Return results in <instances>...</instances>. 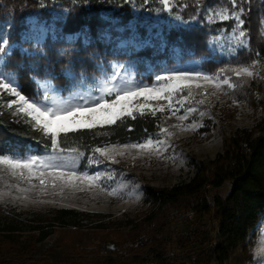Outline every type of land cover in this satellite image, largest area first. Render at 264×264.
I'll list each match as a JSON object with an SVG mask.
<instances>
[{
  "label": "rangeland",
  "instance_id": "obj_1",
  "mask_svg": "<svg viewBox=\"0 0 264 264\" xmlns=\"http://www.w3.org/2000/svg\"><path fill=\"white\" fill-rule=\"evenodd\" d=\"M44 3V9L30 10L26 15L18 12L14 14L8 10L0 13V35L10 38L12 62H18L25 69L19 73L18 82L26 95L33 93L36 87L31 80L34 73L27 71L29 66L40 72L54 73L71 68L76 73L84 74L86 84H91L100 76L101 70L107 69L111 63L129 60L135 62L134 72L146 83H152L155 74L162 67L214 71L221 67L239 65L248 67L254 75L240 78L232 76L236 87L229 89L223 86V90L216 95L209 94L204 104L196 103L201 96H196L191 103L185 102L184 107L191 106L197 110L184 121L178 119V116L183 115L184 108H180L176 116H171V113L163 114L170 116L164 122L165 127L182 125L180 128L170 127L172 134L167 137V145L171 147L166 151L162 148L160 153L150 154L130 149L124 157H117L119 163L110 164L107 168L104 164L99 165L98 169L106 176L111 173L112 178L105 179L103 183L108 191L117 190L115 196H109L98 188L85 191L65 189L62 193L49 189L46 195H41L38 188L22 192L6 187V184H17L16 178L4 177L0 180V193L7 194L0 198V210L45 212L66 207L83 211L89 216L82 227L51 229L50 235L44 241L36 243L28 254H23L21 260L14 254L15 248L9 247L6 252H0V261L8 264H157L153 255L155 252L151 251L149 245L143 244L150 241L145 227L154 228L151 237L157 245L153 249L162 252L164 257H185L186 253L180 249L179 237L185 230L183 224L179 221L171 227H163L162 221L154 217V209L143 201L144 187L170 186L188 180L201 161L212 160L222 152L225 137L239 129L246 128L256 132L261 128L264 122V50H259V53L254 51L255 54H252L247 31L244 38L246 49H241L237 42L238 34L232 31V19L225 21L226 24L221 28L206 30V52H195L186 47L178 37L167 38L152 31L147 36H140L119 24L99 30L96 37L101 46L89 48L85 46L93 43L96 38L90 35L87 26L74 32H66L63 25L68 9L61 0H44ZM175 3L174 8L180 9L179 0H175ZM29 4L25 3L27 7ZM220 9L226 10V14L233 10L226 6L204 7L198 9L189 22L200 26L220 22L215 17L212 23L207 22V16ZM259 23V35L264 38V15L260 17ZM217 29L222 31L218 32ZM83 33L88 35L87 43L84 42ZM41 36V43L36 45L35 38ZM28 38L32 39L29 41ZM160 38L166 41L163 50L157 47ZM149 39L152 47L133 51L128 46L130 41ZM40 48H43L42 53L38 51ZM81 49L88 53H80ZM65 82L63 77L56 81L62 86ZM208 91L211 93L215 90ZM1 105L7 110L4 104ZM151 105L159 107L156 101H152ZM157 115L161 123L162 114L158 112ZM189 124H194L195 127H187ZM26 149L19 150L23 152ZM31 151L43 154V150H36L34 147H31ZM90 154L91 152L85 153L86 156ZM82 165L83 160L80 166ZM96 167L88 170L91 172ZM28 187L29 185L20 183V188ZM227 189L228 185H223L218 189H210V194L224 195ZM203 221L210 232L212 245L216 240L217 221L212 216L204 217ZM36 237L24 233L19 239L23 244H30ZM249 242L233 264H239L238 260L243 261V264H264V220L256 225Z\"/></svg>",
  "mask_w": 264,
  "mask_h": 264
},
{
  "label": "trees",
  "instance_id": "obj_2",
  "mask_svg": "<svg viewBox=\"0 0 264 264\" xmlns=\"http://www.w3.org/2000/svg\"><path fill=\"white\" fill-rule=\"evenodd\" d=\"M26 2L30 3L28 7ZM61 2L68 9L63 25L65 31L74 32L87 26L90 35L96 38L85 47L101 46L96 37L97 32L107 26L119 24L140 36H147L152 31L167 38L178 37L186 47L197 53L207 51L206 30L221 28L226 23L220 21L200 26L190 23L189 19L204 7L232 8L231 0H179L181 8H173L172 13L156 12L161 7L158 0H131V3L128 0ZM44 5V0H0V13L8 10L14 14L18 12L26 15L33 10L44 9ZM238 7L245 9L241 18L245 20L250 50L252 54H255L254 51L259 53V50H264V38L259 35L264 0H248ZM81 52L88 53L83 49ZM21 79L24 83L22 77ZM17 119L0 103V148L24 150L30 146L43 150V144L33 138L39 134L29 131L23 122L16 123ZM160 120L157 115L105 126L99 131L107 130V134L96 135L95 140L93 132L89 130L70 133L66 144L79 147L80 151L87 154L91 152V147L102 141H139L148 133L156 132ZM145 128L147 132L144 131ZM223 185H228L226 194H210V189H218ZM143 201L154 209L153 215L162 221L163 227H171L180 221L185 228L179 237L180 249L186 255L170 258L153 249L157 245L151 237L154 228L145 227L150 241L143 244L149 245L151 251L155 252L153 255L157 264H233L249 245L256 225L264 220V122L256 132L243 128L225 137L222 152L212 160L201 161L188 180L162 187L146 185ZM87 216L89 214L83 211L66 207L45 212L0 210V252L13 247L14 254L21 260L23 254H28L36 243L44 241L50 235L51 229L82 227L87 222ZM206 216H212L217 221L216 240L212 245L210 232L203 221ZM24 233L37 237L33 243L23 244L19 238ZM238 261L243 264V261ZM0 264L8 263L0 261Z\"/></svg>",
  "mask_w": 264,
  "mask_h": 264
},
{
  "label": "snow or ice",
  "instance_id": "obj_3",
  "mask_svg": "<svg viewBox=\"0 0 264 264\" xmlns=\"http://www.w3.org/2000/svg\"><path fill=\"white\" fill-rule=\"evenodd\" d=\"M128 2L131 3V0ZM247 2L248 0H231L233 10L230 14L220 9L207 16L208 23L213 22V17L220 21L234 20L232 31L238 34L237 42L241 49H246L245 20L241 19L245 9L238 5ZM158 3L161 7L157 8L156 12L172 13L176 7L175 0H158ZM28 39L30 41L32 38ZM42 39V36L35 38L36 45H39ZM83 39L85 43L88 42L87 33H83ZM165 43L166 41L160 38L158 49L163 50ZM128 46L135 51L142 47H152L153 44L151 39L133 40ZM38 51L42 53L43 48ZM12 61L10 38L0 35V103L18 117L16 123L23 122L29 131L39 134L33 138L43 144V154L32 152L30 146L23 152L19 149L0 148V180L6 176L16 178L17 184H6V187L22 192L38 188L41 195H46L49 189L62 193L65 189L85 191L93 188H98L109 196L117 195L116 189L108 191L104 186L103 181L112 177L111 173L106 176L99 170V165L104 164L107 168L110 164L119 163L117 157H124L130 149L147 151L150 154L160 153L162 148L166 151L171 147L167 145V137L172 134L170 127L180 128L182 125L165 127L164 122L170 119V116L163 114L171 113V116H176L180 108H184L183 115L178 116L180 121H184L197 110L191 106L184 107L185 102L191 103L196 96H201L196 103L204 104L209 94L216 95L223 90V86L234 89L236 85L232 82V76L240 78L254 75L248 67L239 65L221 67L214 71L162 67L155 74L154 81L146 83L134 72L135 62L129 60L111 63L107 69L101 70L100 76L91 84H86L84 74L76 73L71 68L54 73L40 72L29 66L27 71L34 73L31 80L36 87L33 93L26 95L18 82L19 73L25 69H22L18 62ZM62 77L66 81L63 86L56 83ZM209 89L215 91L209 93ZM182 93L184 95H181ZM9 97L12 99H8ZM152 101H156L159 107H152ZM158 112L162 114V121L157 124L158 131L148 133L138 142L120 144L102 141L91 147V154L87 156L79 147L66 144L70 133L89 130L93 132L95 140L96 135L107 134V130L99 131L105 126L124 124L129 119L157 117ZM187 127L195 125L189 124ZM128 130L131 131V128ZM144 131L148 130L145 128ZM82 160L83 165L80 166ZM93 166L97 167L90 172L88 169ZM20 183L29 187L20 188ZM6 194L0 193V198Z\"/></svg>",
  "mask_w": 264,
  "mask_h": 264
}]
</instances>
